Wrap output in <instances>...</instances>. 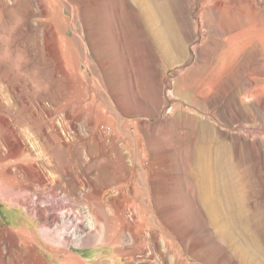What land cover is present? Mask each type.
I'll use <instances>...</instances> for the list:
<instances>
[{
	"label": "rangeland",
	"instance_id": "obj_1",
	"mask_svg": "<svg viewBox=\"0 0 264 264\" xmlns=\"http://www.w3.org/2000/svg\"><path fill=\"white\" fill-rule=\"evenodd\" d=\"M56 58L77 76L76 92ZM12 60L23 61L22 72L43 65L18 76ZM12 83L20 85L16 108L37 114L17 126L31 136L27 153L80 217L83 207L98 211L100 199L108 217L122 206L120 222H169L190 264H264V0H0V85ZM84 94L95 100L94 128L79 109ZM200 140L234 177L244 213L236 246L218 238L210 207L199 205L190 167ZM8 154L0 140V158ZM53 207L49 219L60 224ZM23 219L40 234L42 220L0 199L1 228L18 230ZM0 241V264H31L25 248ZM39 249L46 264H60L62 254ZM114 249L71 250L94 264Z\"/></svg>",
	"mask_w": 264,
	"mask_h": 264
},
{
	"label": "bare ground",
	"instance_id": "obj_2",
	"mask_svg": "<svg viewBox=\"0 0 264 264\" xmlns=\"http://www.w3.org/2000/svg\"><path fill=\"white\" fill-rule=\"evenodd\" d=\"M42 11L43 13L46 12L45 9ZM17 50L12 49V54ZM55 60L57 62V66H55L58 68L57 72L66 77L69 90L76 92L78 89L77 84L79 83L77 76H72L66 72L59 58ZM20 62L19 65H16L12 60V73L16 72L18 76H36L43 65L41 63L43 61L39 60L34 63L32 69L22 72L23 61ZM44 73L46 74V72ZM88 82L91 83L89 79ZM0 86V134L2 135L0 140L10 150V154L0 158V161H2L0 163V199L12 207L25 210L34 219L42 220L40 234H38L37 230L28 227L26 219L22 220V225L15 231L1 228L0 220V234L10 248H16L17 251L25 248L28 253L32 254L31 259L28 261L31 264H46L40 252V246L46 252H59L62 254L60 256V264H90L87 261L85 262L82 256L72 252L73 245L80 248L88 246L115 248L109 257L110 261L100 259V263L94 264H119L116 256L124 258L127 264H169V257L173 264H190V259L183 257L185 250L182 249L181 243L175 239L169 222H161L157 218L152 219L153 222L149 224L150 230L146 229V225L144 226L142 223L128 220L120 222V219L118 220L117 218L122 215V206H117V214L119 216L108 217L106 207L100 199L97 203L98 211L86 206L83 207L85 211H83V216L80 217L72 207V200L66 195H59V192L54 190L56 180L51 179L50 176L48 177L39 165V161L33 159L32 155L27 153L29 150L27 140L28 138L31 140V136L26 132V140L22 134L18 133L19 129L17 126L24 119L34 117L37 114L32 108L31 114L26 117L24 107L17 105L18 108H16V102H19L18 95L20 94L19 83H12V86L10 84ZM11 96L12 105L9 100ZM23 99L22 97L21 100ZM94 101V99L90 101L88 95L84 94L82 100L78 102L80 110L89 112L90 122L87 126H90V128H94L98 124L99 119L98 113L94 110ZM39 103L42 104V110H36L43 117V114H48V107L46 104L43 105L42 101ZM61 109L60 107L57 113ZM68 116L71 118L69 114ZM52 122H55V119ZM46 127H48V123ZM10 133H12V139L11 136H7ZM197 148L196 159L194 158L195 160L190 168L196 180L198 196L200 197H198L200 199L199 205L203 206V204H206L210 207V210L207 208L210 213L209 218L211 223L214 220L218 238L228 246H236L234 233L241 230L239 217L242 216L243 210H238L237 203L239 202H237L235 188L230 181L234 177L227 173L228 166L222 156L217 155L208 158L210 148L205 140H200ZM12 158L16 159L14 163ZM207 173L209 174L208 179H210V182L208 181L210 183L209 189L206 187ZM123 190L122 188L119 189L120 192H123ZM207 194L210 202H207ZM57 205L60 207L57 211V218L61 220L60 224L55 221L56 218L52 220L48 216V213L54 208L53 206ZM121 225L122 228L120 230ZM243 233L245 232L243 231ZM151 245L157 253L155 256ZM1 246L2 243L0 241V252L3 254ZM147 248L149 249L147 250ZM236 248L243 249L239 246ZM142 252H148L147 255L145 254L146 259L138 261L136 256L142 254ZM14 260L12 257V261Z\"/></svg>",
	"mask_w": 264,
	"mask_h": 264
}]
</instances>
